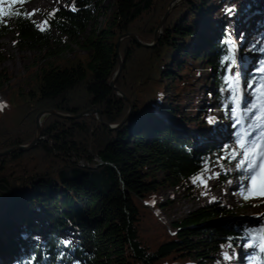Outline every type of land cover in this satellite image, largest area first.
Returning <instances> with one entry per match:
<instances>
[{
  "label": "trees",
  "instance_id": "trees-1",
  "mask_svg": "<svg viewBox=\"0 0 264 264\" xmlns=\"http://www.w3.org/2000/svg\"><path fill=\"white\" fill-rule=\"evenodd\" d=\"M27 1L6 2L0 12V39L14 34L17 46L40 52L46 60L71 51L74 44L84 53L47 61L28 88L13 86L10 78L5 84L0 77L7 91L6 103L0 107V153L32 143L41 112L77 116L99 109L102 122L115 126L130 110L117 91L132 107L127 121L115 131L94 115L44 116L42 140L34 150L0 157V248H5L0 252L7 250L10 255L6 251L4 255L15 258V264L29 256L34 258L27 264H56L58 258L64 264H223L224 245L250 234L260 237L261 247L249 264H264V211L260 223L240 226L232 220L231 209L212 203L169 222L167 229L147 206L167 185L193 186L210 166L221 170V184L231 179L227 170L237 165V159L228 153L229 143L199 151L195 145L200 136L188 137V129H194L195 101L187 106L182 91L202 80L196 66L202 59L224 123L239 128L231 106L241 100L240 95L224 98L233 64L223 11L231 2L230 8L250 17L264 0H183L168 14L153 48H142L128 38L121 41L117 91L109 83L118 68L114 54L118 37L132 33L151 43L168 5L178 0H113L110 18L99 28L89 26L98 20L95 14L102 0L60 2L43 15L44 28L27 14ZM254 24L259 29L257 40L238 38L237 44L239 52L246 49L257 55L252 70L240 77L255 90V101L239 103L241 122L249 131L264 109L260 86L264 73L259 70L264 44L258 43L264 34V16ZM202 40L205 46L199 51ZM5 58L0 55V61ZM165 81L175 88V95L167 100ZM199 112L206 133L216 131L212 111L203 106ZM150 166L166 178L148 175ZM237 175L245 179L248 173ZM38 214L44 217L40 227L33 224ZM22 223L31 240L43 227L46 242L29 246L24 238L8 237ZM65 230L74 236V243L63 242ZM45 254L46 262L40 259Z\"/></svg>",
  "mask_w": 264,
  "mask_h": 264
},
{
  "label": "rangeland",
  "instance_id": "rangeland-1",
  "mask_svg": "<svg viewBox=\"0 0 264 264\" xmlns=\"http://www.w3.org/2000/svg\"><path fill=\"white\" fill-rule=\"evenodd\" d=\"M12 0H0V12L6 5V2H11ZM34 0H28L25 2L26 12L29 16H31L40 26V28H44V20L43 15L47 14L50 10H53L60 2L64 3L67 0H47V6L44 7L43 10H39L38 12H29V5ZM113 0H102L100 5L101 8L96 13L97 21L91 22L89 28L95 26V28L101 27V25L108 21L110 18V12L113 10ZM176 4V3H175ZM174 4V5H175ZM256 4V3H255ZM253 4V5H255ZM170 5V4H169ZM168 5V6H169ZM173 5V4H172ZM231 2L228 3L226 9L223 11L224 18L227 20L225 23L227 28V36L230 37L233 42L236 44V52L235 58L237 63L232 66L230 76H231V86L228 84L229 89L225 92L224 98L232 99L234 95L237 93L236 89V81L235 75L239 71L242 73V76L249 73L252 70V66L254 65L255 59L257 55L250 50H243L239 52L237 49L238 38L241 39V35L243 34L244 42L256 41L258 35V30L256 28V24L254 22L260 20L264 16V2H258L257 12L253 14V16L247 17L244 16L242 12L234 11L233 13H227V9L230 8ZM263 12V13H262ZM253 17L255 20H251ZM250 25L249 28L247 26ZM89 28L86 29L85 34L80 38V41L84 39L88 32ZM239 33V34H238ZM216 36V35H214ZM216 38V37H215ZM203 41V40H202ZM200 41L199 51L204 49V41ZM17 40L14 34H10L6 38L0 39V55L5 56L6 58L0 61V77L5 84H8L7 78H10V82L13 86L28 88V85L32 78L38 73H40L41 68L45 65L47 61H54L59 58L62 59H73L75 54L81 55L84 53L83 50L79 49L75 44L72 46L71 51L64 52L63 54H59L56 58L49 60L45 59L40 52L25 50L17 46ZM150 44V43H149ZM45 54V52H43ZM74 55V56H73ZM201 56V55H200ZM250 59V60H249ZM241 61H243V67H240ZM197 71L201 77V81L196 83L195 86L190 87V89H184L182 91V100L186 103L187 106L190 105L192 101H195L194 110H192V115L195 118L193 122L194 129H188L189 134L188 137H192L191 135L198 134L200 136L196 140L195 149L199 151H203L207 149V147L219 146L221 144L229 143L230 152H228L232 157H236L237 163L241 160H244V153L248 154V160L245 161V166L243 168H237L236 166H232L228 168L227 171L231 173V179L227 180V182L222 183L221 176L222 173L218 166H210L208 167L206 174L204 176L199 177L195 184L192 186L183 185L178 187L166 186V188H162L159 190L156 197L153 200L149 201L147 206L151 209L154 218H156L161 224L165 225L167 229H170V223L174 220H180V218L186 216L193 210L200 208L204 205H209L212 203H223L233 212L232 220L235 221L238 225H252L258 224L261 222L260 218L264 211V195H260L261 192H264V158L261 150V137H264V115H261L259 125L250 131L252 133V139H256L257 143L246 145L247 137L249 136L248 131L243 129L242 120H241V104L238 101L234 102L231 106V110H235L238 114L234 123L237 124V121L240 122L239 128L230 129L225 122V118L222 115L223 113L218 110L215 99H213L212 92V81H210L207 73L208 68L205 65V62L202 59H198L196 61ZM164 97L165 100L173 98L174 89L173 85L169 84V81L164 82ZM239 94L243 104L248 102H253L256 100L255 90L246 85L244 81H239ZM203 87V91H200V88ZM7 100V91L4 85L0 84V107H3ZM165 103L163 101L162 105ZM239 104V107L237 106ZM206 106L213 113L214 119L217 122L216 125L219 129L223 130L226 128L228 131V135L230 137L226 141H221L220 143H206L201 142L204 139V136H208L206 133V125L201 123V108ZM261 106V105H260ZM183 131V129H182ZM217 132V131H216ZM203 133H205L203 135ZM257 133V134H256ZM213 135L214 133H209V135ZM194 138V137H192ZM203 138V139H202ZM259 140V142H258ZM243 142V147L240 146V142ZM202 144V146H201ZM249 147V148H248ZM252 147V148H251ZM261 161V162H260ZM248 163H253L254 167L251 170H248ZM248 173L245 179H238L237 173ZM148 175H151L153 178L157 180H163L166 178V174L162 171L156 170L154 167L150 166L148 168ZM253 180H255V185H253ZM238 187V189H237ZM237 189V190H236ZM245 197H248L245 199ZM163 204V207L161 206ZM161 206V207H160ZM34 225H38L43 222V215L38 214L34 217ZM170 231V230H169ZM43 227L38 228L33 235L34 237H38L39 241L31 240L29 234L27 232V228L25 224L19 225V230L15 229L13 233H11L8 237L14 238L16 236L26 239L27 244L30 246L36 243H44L47 238L44 234ZM173 234V232H171ZM7 237V238H8ZM74 236L69 233L68 230H65L61 233V239L64 243H74ZM259 236H248L245 237H236L234 242H230L232 244L231 248H228V244L224 245L222 251V258L225 251L229 253L232 257L231 260L225 261L223 264H238V257L240 250L243 249L245 251L244 260L241 264H249L251 262L252 256L255 254L257 250L261 247V239ZM256 245H255V244ZM7 246V245H6ZM243 246V247H242ZM250 246V247H249ZM5 249V248H0ZM6 254H8V251ZM5 251L0 252V256L6 257L4 255ZM250 252V253H249ZM10 255V254H8ZM10 257V256H9ZM9 260L8 257L3 259V262L0 260V264H15L17 260L13 257Z\"/></svg>",
  "mask_w": 264,
  "mask_h": 264
},
{
  "label": "water",
  "instance_id": "water-1",
  "mask_svg": "<svg viewBox=\"0 0 264 264\" xmlns=\"http://www.w3.org/2000/svg\"><path fill=\"white\" fill-rule=\"evenodd\" d=\"M183 0H178L176 1V4L175 5H172L170 4L168 7H167V10H166V13H164V16L163 18L161 19V21L159 22L158 26H156V30L154 32V38L152 39L153 41L150 43V44H147V43H144L142 41H140L138 39V37L135 35V34H132V33H126V34H123V35H120L118 37V39L116 40V44H115V56H116V60H117V71L116 73L114 74L112 80L110 81L109 83V86L110 88H112V91H117L116 90V87H115V82L117 81V77L119 76L120 72H121V64H122V58L120 56V54L118 53L119 52V45L121 43V41L123 39H130L131 41H133L135 44H137L138 46L142 47V48H153L157 42H158V38H159V32L161 30V26L164 24L166 18L168 17V14L173 10V8L178 5L179 3H181ZM118 95L125 100V102L129 103L130 105V110L126 113V117L123 119V121L118 124V125H105L103 122H102V118L100 116L101 112L99 109H89L85 112H82L81 114H78L77 116L76 115H65L64 114H61V113H58L57 111H52V110H49V111H44V112H41L38 116H37V131H36V137L35 139L33 140L32 143H30L29 145H26V146H19V147H16L14 149H11L9 151H6V152H1L0 153V157H4V156H7V155H10L12 153H15V152H29V151H32L36 148L37 144L42 140L41 138V134H42V127H41V123H42V119L44 118V116H55V117H58V118H61V119H79L81 117H85V116H90V115H94L96 116V119L98 121L101 122V124H103L105 126V128H107L109 131H115L116 129L119 128L120 125L124 124L126 121H127V118L129 117V114L131 112V107H132V102L129 101V99L125 98V96L123 94H121L119 91H117Z\"/></svg>",
  "mask_w": 264,
  "mask_h": 264
},
{
  "label": "snow or ice",
  "instance_id": "snow-or-ice-1",
  "mask_svg": "<svg viewBox=\"0 0 264 264\" xmlns=\"http://www.w3.org/2000/svg\"><path fill=\"white\" fill-rule=\"evenodd\" d=\"M73 11H75L76 9L73 7L72 8ZM234 12V9L232 8H228L227 9V13H233ZM5 15H8V13H5ZM18 15V13H17ZM241 40H243V34L241 35ZM258 43L259 44H264V34H262L258 40ZM228 45H229V49L232 53V55L229 57L231 59V62L233 65H235L237 63L236 61V58H235V52H236V44L233 42V40L231 38L228 39ZM261 51H264V48L261 49ZM261 64V67H260V72L261 73H264V61H261L260 62ZM240 67L242 68L243 67V61H241V64H240ZM229 72L231 71V69L229 68L228 69ZM242 73H240L239 71L237 72V74L235 75V81H236V89H237V93L239 94V88H240V85H239V81H240V77H241ZM231 77L228 78L229 80V83H230V86H231ZM261 88H264V76L261 77ZM249 87H251V85L249 84L248 85ZM239 107V104L237 105ZM209 123H214V120L213 119H209L208 121ZM237 123H239V121H237ZM251 135L252 133L250 132L249 133V137L251 138ZM240 146L243 147V142L241 141L240 142ZM248 160V154L247 153H244V160H241L239 163H237L236 167L239 169V168H243L245 166V161ZM254 167V164L253 163H248L247 165V168L248 170H251L252 168ZM255 180H253V185H255ZM260 195H264V192H261ZM248 197H245V199H247ZM33 239L39 241V238L38 237H34ZM60 247H63V243L61 242L60 243ZM232 247V244H228V248H231ZM58 257H59V248H58ZM34 257L32 256H29L26 258L25 261H21V264H27V261H31ZM40 259L42 261H47L49 259V256L48 255H42L40 257ZM223 259L225 261H228V260H231L232 257L229 255V253L227 251L224 252L223 254ZM65 260H66V257H65ZM56 264H64V261L63 260H60L59 258L57 259L56 261Z\"/></svg>",
  "mask_w": 264,
  "mask_h": 264
},
{
  "label": "bare ground",
  "instance_id": "bare-ground-1",
  "mask_svg": "<svg viewBox=\"0 0 264 264\" xmlns=\"http://www.w3.org/2000/svg\"><path fill=\"white\" fill-rule=\"evenodd\" d=\"M46 2H47V0H34V1H32L31 3H30V5H29V7H28V9H29V12H38L39 10H43L44 9V7L45 6H47V4H46ZM250 60V59H249ZM239 103H242V100H240V101H238ZM260 114L261 115H264V109H260ZM260 119H258V121H259ZM257 121V122H258ZM259 125V122H258V124L257 125H255V127L254 128H256L257 126ZM228 126V125H227ZM218 127V129L216 130V131H214L213 133V135L211 134V135H209V133L207 134L208 136H206L201 142H203L204 144H206V143H220L221 141H226L229 137H230V135H228V131L226 130V128H224L223 130L221 129H219V127H222V125H220V126H217ZM216 127V128H217ZM253 128V129H254ZM253 131V130H252ZM212 133V132H211ZM257 134V133H256ZM252 136V135H251ZM262 136H264V135H262ZM260 138H261V150H260V152H262V154H263V158H264V137H261L260 136ZM206 142V143H205ZM258 142H259V140H258ZM254 143H257V140L256 139H252V137L250 138L249 136L247 137V140H246V145H252V144H254ZM201 146H202V144H201ZM249 148V147H248ZM252 148V147H251ZM261 162V161H260ZM237 189H238V187H237ZM236 189V190H237ZM255 244V243H254ZM256 245V244H255ZM243 247V246H242ZM250 247V246H249ZM250 253V252H249ZM244 255H245V251L243 250V249H241L240 250V253H239V256H237L238 257V261H237V263L238 264H241V262H243V260H244ZM8 257V259L9 260H11L12 258L11 257H9V256H4L3 258H7Z\"/></svg>",
  "mask_w": 264,
  "mask_h": 264
}]
</instances>
